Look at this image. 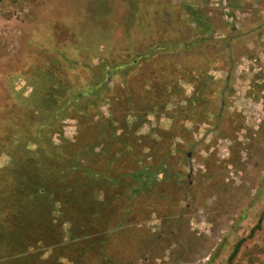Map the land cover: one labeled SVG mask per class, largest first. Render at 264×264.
Here are the masks:
<instances>
[{"label":"rangeland","instance_id":"374dc122","mask_svg":"<svg viewBox=\"0 0 264 264\" xmlns=\"http://www.w3.org/2000/svg\"><path fill=\"white\" fill-rule=\"evenodd\" d=\"M264 0H0V264H264Z\"/></svg>","mask_w":264,"mask_h":264},{"label":"built area","instance_id":"2783aa9c","mask_svg":"<svg viewBox=\"0 0 264 264\" xmlns=\"http://www.w3.org/2000/svg\"><path fill=\"white\" fill-rule=\"evenodd\" d=\"M263 221H264V215H263Z\"/></svg>","mask_w":264,"mask_h":264}]
</instances>
